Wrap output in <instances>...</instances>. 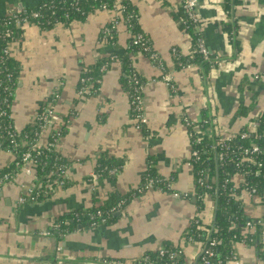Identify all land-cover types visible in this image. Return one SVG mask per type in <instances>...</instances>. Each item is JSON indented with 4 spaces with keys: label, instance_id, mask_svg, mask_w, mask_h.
I'll return each mask as SVG.
<instances>
[{
    "label": "crops",
    "instance_id": "0c3cea01",
    "mask_svg": "<svg viewBox=\"0 0 264 264\" xmlns=\"http://www.w3.org/2000/svg\"><path fill=\"white\" fill-rule=\"evenodd\" d=\"M43 1L47 0H0V19ZM227 1L198 0L199 23L193 32L204 37L216 59L208 68L183 63L193 56L194 43L181 26L179 0H130L163 70L149 55L131 52L130 31L126 26L119 29L121 6L93 10L84 19L51 27L35 22L19 25L10 43L19 64L11 105L14 123L23 129L35 122L40 110L55 106L60 121L65 120L58 148L68 163L67 183L37 201L26 197L35 183L33 177L28 188L21 173L3 183L0 264H104L105 260L136 264L166 243L182 246L186 264L197 262L204 242H184L197 206L196 179L188 164L187 133L192 128L186 120L208 116L212 127L195 129L210 138L223 137V131L235 133L264 112V0H238L229 11ZM115 17L120 21L108 36L105 27ZM121 55L132 58L145 80L143 107L148 122L142 130L135 125L122 82ZM97 63H102L103 72L97 88L90 85L80 94L81 74ZM46 139L43 136L42 141ZM101 157L121 163L115 177H91ZM13 158L12 152L0 147V170ZM149 165L160 176L172 177L171 190L153 187L134 195ZM123 198L127 203L110 223L65 234L53 230L60 217L74 210ZM235 251L240 264H263L264 245L240 240Z\"/></svg>",
    "mask_w": 264,
    "mask_h": 264
},
{
    "label": "trees",
    "instance_id": "16d2710c",
    "mask_svg": "<svg viewBox=\"0 0 264 264\" xmlns=\"http://www.w3.org/2000/svg\"><path fill=\"white\" fill-rule=\"evenodd\" d=\"M121 5H120V4ZM238 0H228L227 10L231 9ZM103 5H106L109 10H116L121 6V18L128 31L131 33V52L139 50L145 52L140 45L133 42L134 35L142 33L149 41L147 36L141 32L139 26V19L137 10L132 6L130 0H47L41 2L34 8L27 9L23 12H17L18 17H27L30 22L38 23L42 27H51L60 22H70L74 19H84L93 10H103ZM38 12L39 16L35 17L34 13ZM181 17V26L187 30L193 37L194 54L192 57L183 59L184 64L188 63H202L205 68L211 66V62L205 60L203 55L197 48V38L199 34L193 32L194 25L188 19L186 11L180 4L179 14ZM120 21L115 17L111 23L105 27L107 35L112 34L113 22ZM20 23L11 14L6 15L0 19V111L6 110L7 113L0 116V147L13 153V161L2 170H0V187L5 181L10 180L13 176L22 172L23 168V154L31 147L30 142L38 138L42 131V120L36 119L32 125H28L22 130H17L11 112V105L15 96V89L18 84L19 64L18 61L12 57L11 51L5 52V49L10 46V43L17 37ZM230 29V26L227 27ZM10 33V34H9ZM111 40L114 39L110 38ZM109 39V40H110ZM150 43V41H149ZM151 44V43H150ZM179 54V53H178ZM123 62L122 82L128 92L131 89L129 77L135 71L137 73L141 84H145V80L140 76L137 70L132 65V58L121 55ZM110 65V63H108ZM102 63H97L94 69H86L80 77L79 89L83 85L82 79H86V85L92 88H97L99 78H101L100 68ZM166 71V70H165ZM94 85V86H93ZM143 96V92H142ZM48 108H43L38 114L45 115ZM132 111V108H131ZM134 116V113L132 111ZM208 122L204 124L201 129L211 128V119L208 116L204 117ZM255 132L248 133L245 128L236 133L233 137V146L227 153L226 160H220L218 155L221 153L220 146L216 145L219 136L210 138L208 134L203 133V140L201 146H196L200 150V158L192 160V168L196 179L197 186V209L198 211L204 207L203 199L208 193L215 199V213L214 219L210 224H205L201 218L196 215L192 219L191 225L184 236V242L194 240H202L211 246L210 243L215 241L212 248L215 251V256L211 261H228L239 254L235 251V245L240 240L246 241L249 245L263 246L264 235L262 234V226L259 223L260 217H249L247 213V206L243 200V188H251L254 191V197H250L252 205L264 206V166L261 174L256 176L255 173L259 167V163L264 162V150L258 155V158L252 160H244L241 151L244 148H253L258 145L264 148V112L255 121ZM146 126V125H145ZM144 126V127H145ZM54 125H48L47 131L43 136L50 138L54 132ZM144 129V128H143ZM15 131V142L9 135L8 131ZM62 133L64 134V126H62ZM249 134L247 139L242 138V134ZM51 139V138H50ZM48 139V140H50ZM43 146L40 149L41 153L34 152L35 166H34V182L35 192L33 196L35 200H43L52 195L55 188L58 186H65L67 183L66 171L68 163L59 152L58 146H47L46 142H42ZM235 146V147H234ZM121 163H114L113 159L101 157L94 170L98 177L116 176L121 168ZM8 176V179H4ZM240 177L241 186L238 188L236 195H233V188H237L233 178ZM36 178V179H35ZM3 179V182L1 180ZM149 179L154 180V187L171 190L168 183L172 177L167 178L160 176L152 165L145 173L144 181L139 187H144ZM200 179L204 181L202 185ZM36 180V181H35ZM139 188L133 191L134 195H140L142 192ZM132 196V194H131ZM130 197V196H129ZM257 198L260 203L254 204ZM29 200H31L29 198ZM32 201V200H31ZM128 199H116L109 202H104L98 206H92L87 209L74 210L69 214L60 217L54 224L53 230L58 234H65L72 230H81L82 228H93L99 225L110 223L116 216L115 213L120 210ZM101 212V215L99 214ZM251 221L255 223L256 232L251 230L247 232L244 230L246 224ZM161 249L166 250L162 254ZM172 253H176L174 257ZM104 264H110V261H103ZM201 254L195 264H201ZM136 264H186L185 253L181 245L166 243L162 248L151 251L145 254L141 259H138Z\"/></svg>",
    "mask_w": 264,
    "mask_h": 264
},
{
    "label": "built area",
    "instance_id": "2783aa9c",
    "mask_svg": "<svg viewBox=\"0 0 264 264\" xmlns=\"http://www.w3.org/2000/svg\"><path fill=\"white\" fill-rule=\"evenodd\" d=\"M181 5L183 6V8L186 11V15L188 17V19L191 21V23L196 26L199 23V16H198V12H197V8H198V0H179ZM118 9V8H117ZM116 9V10H117ZM103 10H109L107 8L106 5H103ZM17 13V12H16ZM16 13H12L11 15L13 17L16 18L17 22L21 24L25 23V22H30L28 16L27 17H18V14ZM35 17L39 16L38 12L34 13ZM118 22H113V27L115 28L116 24ZM38 24V23H37ZM106 30V29H105ZM108 31V30H106ZM10 34V33H9ZM133 42L137 45H140L141 48H143V50L147 53H149V57L153 60V61H159V66L162 68L163 70V65L161 64V60H160V56L157 52H155L152 48V45L149 43V41L145 38V36L142 33H137L134 35V40ZM197 48L199 49V52L203 55V57L205 58V60L210 61L211 64H215L216 63V59L212 57L211 52L209 50V48L207 47L206 43H205V39L202 35L199 34L198 38H197ZM10 51V46H8L5 49V52H9ZM174 52L177 54V49H174ZM165 71V70H164ZM165 78H167L168 80H170L171 78H169V74L165 75ZM129 82H130V86L131 89L129 90V101H130V105L132 108V111L134 113V118H136L138 121L135 124L136 127L140 130H142L144 128L145 125H147L148 119L145 116L144 113V107H143V96H142V92L144 89V85L141 84L140 79L137 75V73H135V71H133V73L130 74L129 77ZM83 85L80 87L79 89V93L83 94L87 91L88 86L86 85V79L83 78L82 80ZM7 111L6 110H1L0 111V116L3 114H6ZM41 119L43 122V128L42 131L39 133L38 138H36L35 140L30 142V148L23 154V168L22 171H24L26 174L30 175V176H35L34 173V166H35V155L34 152H37L38 154L41 153V148L43 146L42 143V139H43V134L45 131H47V126L48 125H54V132L52 133V135L49 137H47L46 141V145L47 146H58L59 142L61 140V138L63 137V133H62V126L60 125V117L59 115L55 112V110L53 108H49L47 113H45V115H40L37 114L36 119ZM208 121L206 119H200V120H196V121H192L190 119L186 120L187 125H189L192 130L189 132V136H190V140L192 143L191 146V158L189 160V165L192 166V160H197L200 158L199 154H200V150L195 147L196 146H201L202 140H203V133L202 132H198L195 128L196 127H203L205 123H207ZM256 127V126H255ZM9 135L13 138V142L16 143L15 141V131L13 130H9L8 131ZM249 137V134H242V138L247 139ZM50 139V140H48ZM233 142V137L229 136V137H220L218 138V141L216 143V145L214 146H220L221 147V153L218 155V158L220 160H226L227 157V153L230 151V147L233 146L232 144ZM264 143V141H263ZM235 147V146H234ZM264 148L258 145L253 146V148H244L241 151V155H243L244 160H252L255 158H258V155L261 154V152H263ZM259 167L257 169V172L255 173L256 176L261 174V170L264 166V162H260ZM92 178H98V174L95 172H92L91 174ZM5 180L8 179V176H6L4 178ZM36 179V178H35ZM36 181V180H35ZM1 182H3V179L1 180ZM200 183L203 185L204 181L202 179H200ZM168 186L170 187V183H168ZM154 187V180L153 179H149V181L147 182V184L144 187L139 188V191L142 192L145 189H149V188H153ZM238 190L237 188H233V195H236ZM246 190L249 193L250 197H254V191H252L251 188H246ZM35 192V183L33 184V186L29 187L27 189V196L28 199L30 198L32 201H36L35 197L33 196V193ZM26 197H20V201L24 202L26 200ZM99 214L101 215V212L99 211ZM259 223L262 226V234L264 235V214H262V216L259 219ZM250 231L253 230L254 232H256V227H255V223L249 221L246 226ZM249 231V232H250ZM46 234H48V232H46ZM211 246H208L207 243L204 242V245L202 247L201 250V258H202V263L201 264H228L231 261H235L236 264H240L241 259L238 256H235L233 259H230L228 261H211L210 259L212 257L215 256V251L212 248L213 245H215V241L210 243ZM161 253L164 254L166 253V250L161 249ZM176 253H172L171 256L174 257Z\"/></svg>",
    "mask_w": 264,
    "mask_h": 264
},
{
    "label": "rangeland",
    "instance_id": "374dc122",
    "mask_svg": "<svg viewBox=\"0 0 264 264\" xmlns=\"http://www.w3.org/2000/svg\"><path fill=\"white\" fill-rule=\"evenodd\" d=\"M121 26L125 27V24L123 23V18H122V21H121V23L119 25V29L121 28ZM130 37H131V34H130ZM143 53L144 52L140 51V54L143 55ZM133 66L137 70V67L135 66V64ZM126 93H127L128 102H129V92L126 91ZM129 105H130V102H129ZM53 108L55 109L54 105H53ZM12 116H13V113H12ZM13 118H14V116H13ZM134 121H135V124H136L138 120L136 118H134ZM59 123H60L61 126H64L65 125V120H61ZM254 124L255 123L251 121L250 123H248V125H244V127L241 130H243L245 128L246 132H248V133L255 132L256 129L253 128ZM15 127L19 131L22 130V127L17 125V124H15ZM187 131H188V128H187ZM239 132H240V130H237L235 133L226 134L225 131H223V136L224 137L236 136V133H239ZM187 134H189V132ZM62 139H63V137L61 138V142H62ZM188 139H189V146H192V143H191V140H190V136L188 137ZM21 176H23V178L25 179V182L27 183L26 184L27 185L26 188L31 186V183H32V181H31L32 178L31 177H33V176H30V175L26 174L24 171L21 172ZM233 182H235L236 185H238L237 186L238 188L241 186L240 177L237 176L236 178H233ZM196 190H197V186H196ZM241 192L243 193L242 194L243 200H244V202L246 203V206H247V210L246 211L249 214L248 216L249 217H255V218L256 217H261L262 214H264V206L263 205H259V206L258 205H252L253 204L252 200H251V198L249 196V193L246 190V188H243V190ZM195 194L196 195H195V200L194 201H195V205H196V203H197V191H195ZM254 201H255L254 204L260 203L257 198H255ZM203 203H204V207L202 209H200L199 211H198L197 206H196V214L195 215H198L205 224H210L213 221V219H214L215 199L210 194L207 193L205 195L204 199H203ZM193 218H195V216ZM244 230H246L247 232L250 231L247 227H245ZM263 264H264V260H263Z\"/></svg>",
    "mask_w": 264,
    "mask_h": 264
}]
</instances>
